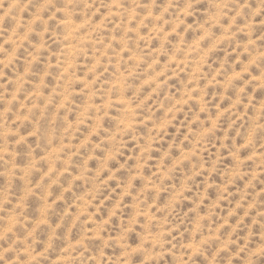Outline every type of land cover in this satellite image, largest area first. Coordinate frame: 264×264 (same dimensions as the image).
<instances>
[{
  "label": "clouds",
  "instance_id": "1",
  "mask_svg": "<svg viewBox=\"0 0 264 264\" xmlns=\"http://www.w3.org/2000/svg\"><path fill=\"white\" fill-rule=\"evenodd\" d=\"M0 264H264V0H0Z\"/></svg>",
  "mask_w": 264,
  "mask_h": 264
}]
</instances>
